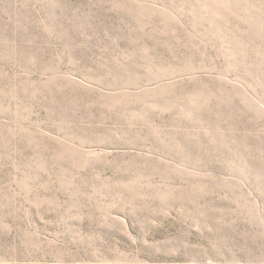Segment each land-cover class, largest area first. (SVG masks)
<instances>
[{"label": "rangeland", "instance_id": "obj_1", "mask_svg": "<svg viewBox=\"0 0 264 264\" xmlns=\"http://www.w3.org/2000/svg\"><path fill=\"white\" fill-rule=\"evenodd\" d=\"M0 264H264V0H0Z\"/></svg>", "mask_w": 264, "mask_h": 264}]
</instances>
